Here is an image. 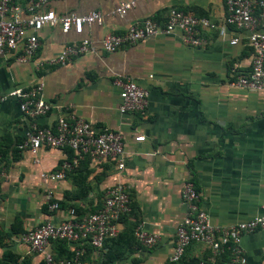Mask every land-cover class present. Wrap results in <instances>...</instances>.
Wrapping results in <instances>:
<instances>
[{"label": "crops", "instance_id": "1", "mask_svg": "<svg viewBox=\"0 0 264 264\" xmlns=\"http://www.w3.org/2000/svg\"><path fill=\"white\" fill-rule=\"evenodd\" d=\"M117 3L49 0L45 9L56 15L95 11L101 23L83 25L80 34L62 33L58 25L44 26L32 59L18 63L14 55L0 57V96L39 83L42 99L50 105L47 114L32 120L20 113L16 99L0 103V168L5 172L0 184V264H42L41 256L29 253L20 235L45 222H60L69 209L77 217L94 212L115 174L114 163L84 157L59 181L41 178L40 173L57 172L70 152L41 148L31 155L19 150L31 122L53 127L57 118L81 119L122 138L124 169L118 178L128 189L132 207L118 222L120 238L101 250L84 247L80 264H194L207 258L205 246L191 243L180 261H168L175 229L184 216L180 193L186 181L193 184L198 206L213 226L243 222L264 205V93L230 85L234 75L248 72L252 54L246 34L223 25V0H139L122 16L113 13ZM170 8L215 26L201 32L203 46H187L173 32L112 52L99 50L106 34H120L145 19L161 22ZM232 38L238 40L234 45L229 44ZM83 39L97 48L96 53L73 58L64 66L35 68V63ZM117 76L130 78L147 92L143 114L118 111V90L112 85ZM47 191L57 210L47 209ZM137 222L157 236L156 245L126 246ZM241 246L246 264H264V229L244 235ZM71 249L56 241L46 248L54 258Z\"/></svg>", "mask_w": 264, "mask_h": 264}, {"label": "built area", "instance_id": "2", "mask_svg": "<svg viewBox=\"0 0 264 264\" xmlns=\"http://www.w3.org/2000/svg\"><path fill=\"white\" fill-rule=\"evenodd\" d=\"M49 0H0V57L14 55L18 63H25L35 55L38 42L37 34L44 26L58 25L62 33L72 31L80 34L83 25L100 24L101 16L92 11L82 16L56 15L45 6ZM139 0H118L113 13L124 15L135 7ZM223 25L246 34V42L251 50L248 72L236 74L230 85L251 92L264 93V0H223ZM22 14L26 17L23 18ZM215 28L205 18H197L187 12L174 8L168 9L161 22L145 19L128 26L120 34L109 33L101 38L98 48L103 52H112L124 46L132 45L147 37L165 36L178 32L183 44L192 47L206 43L202 31ZM223 29L219 28V34ZM238 42L236 38L230 45ZM97 48L83 39L65 45L54 57L35 63V68L44 66H64L73 58L84 54H94ZM112 85L118 90L121 113L143 114L147 104V92L138 87L130 78L117 76ZM42 85L28 88H16L0 96V103L8 98L18 101L20 113L27 119L43 116L50 105L42 99ZM137 137L135 140H141ZM34 155L41 148L68 149L71 157L60 162L55 173H40L49 181H59L71 172L84 157L95 162L114 163L115 174L110 178L102 202L94 212L77 217L73 209L67 211L65 219L58 223L45 222L24 231L19 240L27 246L28 252L39 254L42 264H80L84 246L103 249L105 241L118 235L119 219L128 214L130 197L128 189L118 178L124 169L123 144L121 136L110 130H96L89 122L81 119L57 118L53 127H37L33 122L17 145ZM5 172L0 168V184ZM47 209L57 210L52 192L44 196ZM199 195L193 184L186 181L181 189L180 203L184 207V216L174 232L170 263L179 261L184 249L191 243L201 244L209 251V256L199 259L195 264H246L245 252L241 246L244 235L264 229V205L259 214L230 226H213L207 214L198 206ZM133 237L140 246L151 248L157 244V236L145 231L138 223L133 229ZM52 241L64 242L72 247L68 258H54L46 250Z\"/></svg>", "mask_w": 264, "mask_h": 264}, {"label": "trees", "instance_id": "3", "mask_svg": "<svg viewBox=\"0 0 264 264\" xmlns=\"http://www.w3.org/2000/svg\"><path fill=\"white\" fill-rule=\"evenodd\" d=\"M67 150H68V149H67ZM69 152H70V153H69V154H70L69 158H70V157H71V151L69 150ZM77 167H78V166H77ZM77 167H76L75 169H77ZM75 169H74V170H75ZM74 170H72V171H74ZM72 171H71V172H72ZM129 207H130V210H131V207H132V206H131V203L129 204ZM128 214H129V212H128ZM128 214H126V215H128ZM126 215H125V216H126ZM123 217H124V216H123ZM121 218H122V217H121ZM121 218H120V219H121ZM120 219H119V220H120ZM137 223H138V222H137ZM136 225H137V224H136ZM130 235H131V243H127L126 246H129V245H131L132 243H137V241H136V240L134 239V237H133V232H132V233L130 232ZM119 238H120V236L117 235L116 238L105 241L104 244H103V247H104V245H107V244H109V243H112L113 241H117ZM116 239H117V240H116ZM56 242H57V241H56ZM60 243H62V242H60ZM63 243H64V242H63ZM137 244H138V243H137ZM84 247H86V246H84ZM70 255H71V252H70V254H69V253H65V255H63V256H59V258H68V257H70ZM179 261H180V260H179ZM196 261H197V260H196ZM196 261H195V262H196ZM195 262H194V264H195Z\"/></svg>", "mask_w": 264, "mask_h": 264}]
</instances>
